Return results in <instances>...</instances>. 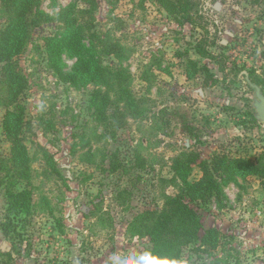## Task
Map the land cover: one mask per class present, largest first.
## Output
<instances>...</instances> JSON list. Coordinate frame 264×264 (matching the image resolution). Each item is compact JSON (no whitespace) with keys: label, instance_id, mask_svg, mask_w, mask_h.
I'll use <instances>...</instances> for the list:
<instances>
[{"label":"rangeland","instance_id":"374dc122","mask_svg":"<svg viewBox=\"0 0 264 264\" xmlns=\"http://www.w3.org/2000/svg\"><path fill=\"white\" fill-rule=\"evenodd\" d=\"M188 1L195 24L179 23L156 0H96L92 17L81 14L83 0L40 1L39 9L51 18L38 20L16 58L26 80L20 100L33 208L25 229L17 226L20 235L5 236L0 229V264H128L151 245L149 236L133 232L130 221L142 211L161 210L181 188L172 168L176 159L195 156L192 181L201 176L199 163L213 155L255 160L264 150L256 85L246 79V73L261 78L264 96V0ZM7 19L0 4V27ZM68 33L123 72L122 83L144 99L141 116L129 115L119 127L97 120L90 104L96 85L66 81L50 64L45 38ZM99 36L120 43L119 59L103 51ZM204 37L216 59L195 53ZM79 53L67 46L60 50L65 73L72 72ZM188 58L206 65L215 81L204 72L186 77ZM112 98L126 111L114 93ZM4 101L0 83V157L7 158ZM112 162L118 170L111 171ZM225 179L220 198L194 207L200 234L217 227L219 246L213 256L183 248L184 264H264V183L255 176ZM5 205L0 185V222ZM13 242L21 250L11 261L4 253Z\"/></svg>","mask_w":264,"mask_h":264},{"label":"trees","instance_id":"16d2710c","mask_svg":"<svg viewBox=\"0 0 264 264\" xmlns=\"http://www.w3.org/2000/svg\"><path fill=\"white\" fill-rule=\"evenodd\" d=\"M41 0H0L2 7L9 13V19L0 27V83L5 88V101L3 106L2 128L6 139L10 142L9 157H0V185L4 188L6 205L4 219L0 222V229L5 236L9 234L20 235L17 226H26L25 218L32 214L31 191V159L24 141V105L21 102V94L25 89L26 80L16 58L23 53L38 20H50L51 16L39 9ZM165 11L179 21L196 22L191 12L188 0H156ZM87 7L80 8L83 16L94 14L98 5L96 0H83ZM77 31L82 32L78 26ZM92 36H98L91 33ZM82 35H79L81 39ZM46 48L50 58V64L66 81L75 83L77 78L93 82L96 88L91 92L90 104L95 116L102 124L124 125L127 116L137 118L145 111L143 98H136L128 90L122 80H125L123 72L117 67L105 65L93 53L92 49L80 43L75 33H68L60 39L46 37ZM99 39L103 40L100 36ZM67 46L80 52V60L72 67L71 73H65L59 64V52ZM103 51L106 54L121 56V45L111 38L102 41ZM206 38L198 41L193 49L199 56L216 59L217 55L207 49ZM218 62V61H216ZM187 65L191 70L186 72V77L193 78L196 73L204 72L207 78L215 81L214 73L206 65H198L197 61L187 59ZM220 67V71H224ZM246 79L254 83L258 88L263 81L255 73H246ZM250 76H253L250 78ZM127 78V77H126ZM249 82V83H250ZM112 93L124 102L125 110L115 103ZM115 130V129H114ZM211 160H203L199 163L201 176L195 180H189L188 175L191 165L195 162V156H189L186 160L176 159L172 165L176 175L181 181L178 193L168 196L161 210L142 211L130 221V227L135 234L149 236L151 245L135 254L128 264H184L182 251L187 246H192L198 254L213 256V251L219 246L220 231L217 227L206 228L200 234L202 222L200 214L195 206H203L211 199L222 196L221 179L224 181L248 176L257 177L264 183V150L251 160L248 157H229L217 154ZM137 164L143 166V159L137 155ZM120 165L110 163L111 171H116ZM21 221V225H18ZM25 229V228H24ZM20 247L12 243L11 248L4 253L9 260H15ZM189 264H197L191 262ZM201 264V263H200Z\"/></svg>","mask_w":264,"mask_h":264},{"label":"water","instance_id":"95a60500","mask_svg":"<svg viewBox=\"0 0 264 264\" xmlns=\"http://www.w3.org/2000/svg\"><path fill=\"white\" fill-rule=\"evenodd\" d=\"M256 100L254 102V108L256 111V117L264 121V96L260 93V90L255 86Z\"/></svg>","mask_w":264,"mask_h":264},{"label":"snow or ice","instance_id":"6c2138e0","mask_svg":"<svg viewBox=\"0 0 264 264\" xmlns=\"http://www.w3.org/2000/svg\"><path fill=\"white\" fill-rule=\"evenodd\" d=\"M164 264H166V262H164Z\"/></svg>","mask_w":264,"mask_h":264}]
</instances>
